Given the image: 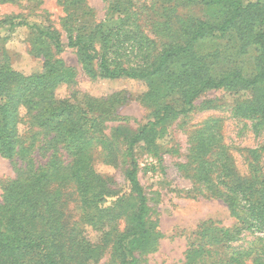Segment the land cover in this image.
I'll list each match as a JSON object with an SVG mask.
<instances>
[{"label": "rangeland", "instance_id": "rangeland-1", "mask_svg": "<svg viewBox=\"0 0 264 264\" xmlns=\"http://www.w3.org/2000/svg\"><path fill=\"white\" fill-rule=\"evenodd\" d=\"M69 1L0 0V66L30 76L42 73L48 57L73 70L72 79L52 95L69 104L76 129L82 128V151L61 142L67 136L58 137V126L37 127L32 112H22L20 126L37 164L50 161L39 211L45 213V221L50 220L49 228L56 227V243L64 248L61 262L81 264L83 255L77 249L107 243L100 258L87 264H120L114 241L131 227L138 201L134 194L114 210L105 208L128 192L126 173L132 165L147 199L146 222L152 235L149 248L135 250L138 264H188L189 250L197 249L191 244L205 241L203 236L219 237L204 264H230L228 258L235 251L245 254L241 264L264 259L263 233H234L240 221L232 209L243 215L242 201L236 197L229 201L224 185L228 173L230 179L248 183L256 171L264 181V118L260 108L256 112L260 90L227 80L220 88H207L192 97L200 77L217 79L236 72L251 77L264 68V56L254 41L264 0H81L80 6ZM239 7L248 10L222 35L218 29ZM8 19L22 24L12 27ZM81 20L88 22L89 31L96 30V49L107 51L112 63L130 71H146L171 47L186 45L200 21L216 31L189 53L173 58L161 73L180 79L155 93L146 79L102 78L95 65L92 72L84 70L78 51L67 47ZM33 24L57 30L63 50L57 52L34 33ZM198 64L201 67L193 69ZM141 130L144 136L129 154V142ZM75 152L80 155L79 167L87 163L80 172L91 175L93 188L86 197L79 181L70 177ZM52 154L56 160H49ZM21 164L18 158L0 154V201L21 171L25 177L31 174L30 166L21 169ZM99 189L108 199L103 206L91 204ZM84 199L90 200L83 204ZM37 227L44 228L41 219ZM221 230L228 231V240L219 242L224 236ZM12 259L17 263L16 256ZM35 259L26 264H39ZM202 259V253L196 255L191 264Z\"/></svg>", "mask_w": 264, "mask_h": 264}, {"label": "trees", "instance_id": "trees-1", "mask_svg": "<svg viewBox=\"0 0 264 264\" xmlns=\"http://www.w3.org/2000/svg\"><path fill=\"white\" fill-rule=\"evenodd\" d=\"M6 1V0H1ZM70 4L80 6L81 0H70ZM255 7V5L247 6L246 8ZM248 9L243 7L237 8L233 15L227 19L218 29L225 35L234 25L240 20L241 12ZM14 19H8L10 26L14 27L18 24ZM82 21V20H81ZM98 26V25H96ZM95 26V27H96ZM30 29L34 30L38 36L44 41H49L55 47L57 52L63 50V43L59 32L51 26L33 24ZM89 24L87 21H82L76 36H71L67 47L74 48L79 53L80 62L84 70L92 72V66L95 65L98 73L102 78L118 79L122 77L141 78L150 82L151 90L157 93V89L161 86L171 87L175 84L181 76L173 73L162 75L173 58L182 56L191 51L195 45L200 43L204 38L213 36L216 28L207 22L200 21L198 28L192 34L188 43L183 46L171 47L160 56V61L157 65L151 66L146 71L144 69H137L130 71L123 68L119 63H112L109 59L107 51L100 53L95 46L96 30L89 31ZM264 56V16L260 19V29L254 40ZM198 65H195V69ZM201 67V66H200ZM73 70L65 66L61 61H52L46 59L42 73L26 76L20 72L13 70L7 65L0 66V154L7 159L18 158L22 162L20 168L25 165L30 166L31 174L25 177V173L21 171L16 179L9 182L5 188L2 200L0 201V264H26L30 259L38 260L39 264H63L64 248L60 241L56 243V231L53 225L50 228L47 226L50 220H46L44 212L39 211L42 197L44 194L46 181V168H48L50 161L43 164H37L31 155V149L26 146L22 140L20 126L22 112L25 114L33 113V117L37 119L35 124L39 128H48L58 126V137L67 136L64 141L61 140L68 148L73 146L79 150V140L81 139V129H76L77 122L71 119L70 107L66 101L56 100L52 92L59 85L69 82L72 79ZM227 80L242 81L246 86L252 89H259L261 102L259 108L262 110V117L264 118V68L261 71L253 74L251 77H245L242 73H231L217 79L200 77L196 84L198 89L192 93L195 97L199 92L207 88H220ZM157 81V84H155ZM163 83V85H161ZM233 84V83H232ZM163 87V88H164ZM191 92H194L191 91ZM65 105V106H64ZM61 128H66L67 132L63 133ZM66 134V135H65ZM144 136L143 131H139L129 142V154L132 153L133 146L136 142ZM57 139V137H56ZM67 140V141H66ZM54 141V140H53ZM264 151V147L262 148ZM82 151V150H80ZM259 154V153H258ZM74 162L71 165L70 177L79 181L82 186V191L86 197L87 192L92 190L91 175L80 172L81 169L87 167V163H80L79 152L72 153ZM55 159L52 154L50 159ZM83 162V161H81ZM62 165V163H61ZM62 167V166H61ZM69 170V169H68ZM136 166L132 165L126 173L128 183V192L117 198L114 205L106 207L105 210L115 209L119 202L126 199L127 196L136 195V202L138 201L136 211L132 214L131 227L121 233L114 241L116 244V252L121 258L120 264H138V258L135 255V250L138 248L147 249L152 242V235L147 227L146 213L148 210L147 199L144 194L143 187L137 177ZM54 176L53 174L51 175ZM227 178L229 182L224 181L225 188L229 192L227 198L229 201L236 197L242 201L243 215H239L236 210L232 209V213L239 219L240 227L234 230V233L242 231H252L253 233L264 234V181L260 178L256 171L248 181L244 183L243 179H230V173ZM129 193V194H128ZM94 200L91 204L104 205L108 202L103 190H98L93 193ZM228 194V193H227ZM90 200V199H89ZM89 200L83 201V204L88 203ZM50 208V205L47 204ZM97 209V207H95ZM51 212V211H50ZM48 213V211L46 212ZM41 219L44 223V228L38 229V221ZM204 231L206 224H202ZM219 242L228 240L225 237L227 230L223 233ZM205 241L199 243H192L189 250L188 264H191L193 257L202 253V260L199 264H204L212 254L211 248L217 243L219 237L214 239L203 236ZM211 240V241H209ZM213 241V242H212ZM218 242V243H219ZM260 242L264 247V237H260ZM107 243L100 245L81 247L77 249L83 255L80 258L81 264H87L88 261L100 258L102 251ZM79 246V245H78ZM264 254V251H262ZM245 254L242 251H235L228 258L230 264H241L240 258ZM17 257V263H13V257ZM28 257V259H27ZM37 262V261H36ZM254 264H264V259L257 257Z\"/></svg>", "mask_w": 264, "mask_h": 264}]
</instances>
